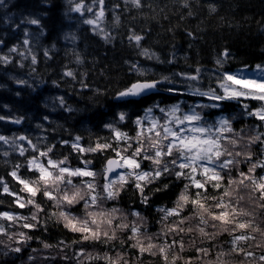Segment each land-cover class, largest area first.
<instances>
[{
  "label": "clouds",
  "instance_id": "obj_1",
  "mask_svg": "<svg viewBox=\"0 0 264 264\" xmlns=\"http://www.w3.org/2000/svg\"><path fill=\"white\" fill-rule=\"evenodd\" d=\"M14 3L0 0V92L14 104L35 101L40 115L32 124L29 114L30 130L13 103L0 105L12 113L0 121L24 125L0 134V264H264V100L252 98L264 92L212 98L224 96L220 73L228 69L258 79L264 0L206 5L228 14V48L239 36L246 51L220 65L214 55L210 67L185 56L180 71L139 67L138 58L176 61L118 40L121 17L142 9L141 0H123L119 12L118 0H33L26 15L10 10ZM108 45L125 53L122 76L101 71L90 81L94 49ZM57 54L65 62L53 75ZM141 80L158 87L123 94ZM174 89L182 94L169 95Z\"/></svg>",
  "mask_w": 264,
  "mask_h": 264
},
{
  "label": "trees",
  "instance_id": "obj_2",
  "mask_svg": "<svg viewBox=\"0 0 264 264\" xmlns=\"http://www.w3.org/2000/svg\"><path fill=\"white\" fill-rule=\"evenodd\" d=\"M32 2L33 0H15L10 10L17 14L23 13L26 15L32 6ZM251 2L255 3V0H251ZM111 3L112 0H106L105 6L107 7ZM118 3L120 7L117 11L119 12L123 10L124 3L123 0H118ZM141 3L144 5L142 9H131L121 17V20L126 22V26L123 29V35L118 40L123 39L125 44L129 42L134 44L135 41H129V37L135 32L142 37L140 43L148 48L150 53L156 52L160 54L161 59H174L176 63L175 65H160L155 60L138 58L141 61L138 65L139 67L160 71H164L165 68H175V70L180 71L186 66L185 56L189 64H193L196 67L200 65L210 67L212 64L211 57L221 55L224 50H228L230 54H236L237 49L240 53L246 51L241 45L247 43V41H241L239 36L233 39L235 47L231 50L228 48V39L232 37L235 31V29H229L228 27V14L226 12L210 13L206 7L208 4L218 3V0H200L199 4L196 3V0H188V7H184L179 0H141ZM190 9L192 15H188ZM222 15L225 16L224 20L220 19ZM107 16L111 20L110 12ZM32 27L35 28L36 26ZM189 33H191V36ZM93 39L96 38L93 37ZM14 42V40L6 41V43ZM44 42L49 43L47 37H45ZM83 43V41L80 42V47H83ZM66 46L71 47L70 44H66ZM111 48L112 46L108 45L103 50L94 49L97 66L93 72L89 73L90 81L95 79V75L101 71L110 78L122 76L120 63H122L121 56L125 53L123 50L120 52L110 51ZM57 55L60 58L55 63L48 65V67L55 69L53 75L58 72V65L65 62L62 54ZM194 71L195 69L193 68V74ZM128 75L133 74L129 73ZM6 79V76L0 73V82H4ZM99 79L103 81L104 77L100 76ZM47 90L48 86L46 85L43 91L46 92ZM181 94L182 90L179 89H174L169 93V95L174 96ZM14 101L15 98L11 94L0 92V105L4 103L14 104ZM13 112L16 115L25 116V124L30 130L32 129V124L38 122L37 118L40 115L37 104L33 100H26L23 104H14ZM30 113L33 114L32 124L27 123ZM0 115L11 116L12 113L0 107ZM23 131L24 125H15L11 120L0 121V134L11 135L13 132L23 133ZM4 147L6 148L7 146ZM7 179L11 180V177H7ZM0 210H3L2 206H0Z\"/></svg>",
  "mask_w": 264,
  "mask_h": 264
},
{
  "label": "snow or ice",
  "instance_id": "obj_3",
  "mask_svg": "<svg viewBox=\"0 0 264 264\" xmlns=\"http://www.w3.org/2000/svg\"><path fill=\"white\" fill-rule=\"evenodd\" d=\"M103 6V0H101V7ZM99 16L103 15V12L101 11ZM33 25L37 24L38 21L33 19L30 21ZM88 23L93 24L95 26L96 22L95 21H88ZM131 40L136 41L137 43H140L142 40V37L140 35H133L130 37ZM27 43V41H25ZM143 54L145 56H150L152 53L149 52L148 49H144ZM230 52L228 50H224L223 53L221 54V59H217L216 63L217 65H220L223 60L228 59L230 56ZM195 72H199V69L197 68ZM256 72L258 73L259 76L264 77V65H257L256 66ZM187 79L195 80L197 79L196 75H191L187 76ZM158 87V82L157 81H149V80H143V81H137L131 85L129 89L126 90L124 95L127 94H140L145 90H150L153 88ZM219 87L223 90L224 96L223 97H212L213 99L220 100V99H228V98H239L240 96L248 95L251 93H245L244 91H241V89H247V90H252V89H258L261 92H264V80L262 79H251L243 75L242 72L240 73H233L230 69L220 73V83ZM252 98L254 99H260L264 100V95H252ZM175 114V109H172L169 111L170 116H174ZM257 116L260 120L264 121V114H260L259 112L257 113ZM146 118H150L148 114H146ZM197 117H187L189 120L196 119ZM21 139H26V137H21ZM0 142H6V138L3 136H0ZM30 143V142H29ZM43 155V153H42ZM128 163H134L129 161ZM11 175L17 179L19 183H24V181L20 180L19 177L16 176L15 172H12ZM259 187L261 189H264V184H260ZM22 207V205H20ZM4 215H8L7 213H4ZM9 219H12L10 215H8ZM30 227V226H26Z\"/></svg>",
  "mask_w": 264,
  "mask_h": 264
},
{
  "label": "rangeland",
  "instance_id": "obj_4",
  "mask_svg": "<svg viewBox=\"0 0 264 264\" xmlns=\"http://www.w3.org/2000/svg\"><path fill=\"white\" fill-rule=\"evenodd\" d=\"M257 78H258V79H264V77H261V76H259V75H257Z\"/></svg>",
  "mask_w": 264,
  "mask_h": 264
}]
</instances>
